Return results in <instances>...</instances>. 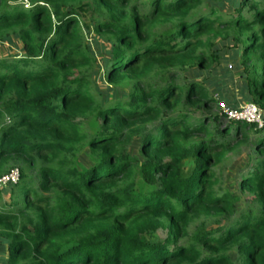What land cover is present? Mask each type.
Here are the masks:
<instances>
[{"label": "trees", "instance_id": "1", "mask_svg": "<svg viewBox=\"0 0 264 264\" xmlns=\"http://www.w3.org/2000/svg\"><path fill=\"white\" fill-rule=\"evenodd\" d=\"M217 38L240 99L180 78L218 62ZM16 39L0 59V176L20 171L0 187V264H264V0H0V43ZM243 146L255 208L217 171Z\"/></svg>", "mask_w": 264, "mask_h": 264}, {"label": "rangeland", "instance_id": "2", "mask_svg": "<svg viewBox=\"0 0 264 264\" xmlns=\"http://www.w3.org/2000/svg\"><path fill=\"white\" fill-rule=\"evenodd\" d=\"M87 16H90L88 13ZM89 39L94 37V33L88 34ZM107 48L109 46L107 45ZM219 48V60L215 63V65L211 69H205L199 72V76H197V68L190 67L186 68V71L180 72V78L184 81L185 75H187L190 79L199 80L201 83L209 91L210 95L214 97H219L218 89L226 90L227 96L232 98L240 99L239 95V76L240 71L237 68V58L233 53V49L231 47H226L223 45V42L220 38L215 40L214 49ZM22 43L19 42L18 39L15 40V44H2L0 43V59L2 58H15L16 55L22 54ZM107 53L104 51L102 56H105ZM100 58L101 56L98 55ZM102 60V59H101ZM233 68V70H231ZM101 88L103 90L106 89V84H101ZM244 102H241L240 105H243ZM214 109V110H213ZM212 109V113H217L216 106ZM222 124H227V120L222 119ZM260 122V123H259ZM258 124L261 126V122ZM139 142L135 140L133 145L131 146V151L135 154H138ZM83 158V157H82ZM251 166V158L249 151L245 146L238 148L232 152H230L225 160L217 167V171L220 176V186L223 190L231 193L236 200V203L239 209L246 208H255V203L251 202V196L245 192H242L239 188V180L240 176L245 173ZM226 221H223L225 223ZM210 227L217 228L220 224L217 221L209 220L208 222ZM3 250L1 248L0 243V258L4 256Z\"/></svg>", "mask_w": 264, "mask_h": 264}, {"label": "built area", "instance_id": "3", "mask_svg": "<svg viewBox=\"0 0 264 264\" xmlns=\"http://www.w3.org/2000/svg\"><path fill=\"white\" fill-rule=\"evenodd\" d=\"M220 108L229 120L242 121V122L245 121L248 123H258L259 121H262L261 124H263V120L261 117L262 111L255 104L246 103L240 105L239 108L236 109L222 102L220 104ZM19 178H20V171L18 168H14L10 172L0 176V187L10 182L16 183L18 182Z\"/></svg>", "mask_w": 264, "mask_h": 264}]
</instances>
